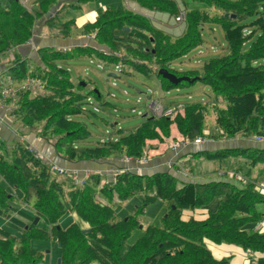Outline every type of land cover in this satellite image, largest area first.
<instances>
[{"label": "trees", "instance_id": "1", "mask_svg": "<svg viewBox=\"0 0 264 264\" xmlns=\"http://www.w3.org/2000/svg\"><path fill=\"white\" fill-rule=\"evenodd\" d=\"M87 1L91 0H76L69 7L50 11L58 0H40L38 8L29 12L19 0H0V54L31 39L36 19L44 18L50 29L58 31L50 34L53 38L73 35L71 29H75V24L73 20H65L66 10ZM129 1L172 16L179 8L176 0ZM180 1L192 5L185 8V31L173 40L155 28L147 17L125 6H110L97 13L92 23L77 28L82 35L94 34V41L108 48L106 51L89 45L73 50L40 47L37 49L40 64L32 68L17 58L6 72L13 83L20 85L30 77L41 88L17 87V93L8 97L10 102L6 100L14 106L12 116L31 129L38 128L40 135L52 141L57 153L69 161L106 160L115 156L139 159L148 140L169 136L172 123L189 140L203 137L209 116H213L221 136L264 137V0ZM212 8L216 13L210 15L207 10ZM231 14L235 17L231 18ZM209 22L222 27L226 53L209 58L199 70L170 68L173 60L201 44L198 27ZM245 30H250V34L244 35ZM82 57L95 58L103 67L117 65L122 73H131L129 67L145 77L152 76L148 68L153 63L156 66L152 72L156 76L158 69L166 68L177 76L196 77L194 82H182L177 87L199 81L211 90L213 98L188 103L183 114L175 109L167 117L145 115L134 131L119 134L114 140L90 144V131L72 118L84 112V100L96 93L90 90L87 95L82 94L81 81L73 83L67 67ZM159 81L164 90L176 87L162 78ZM203 154L207 159L244 155L251 165L264 163V148ZM46 167L38 154L29 152L23 144L10 151L0 147L1 213L15 211L23 216L11 206L14 195L6 187L19 189L24 203L34 195L33 211L38 222L42 218L49 227V230L38 228L33 223L34 217L25 215L33 221L21 227L19 235L0 228V264H39L41 255H35L31 242L53 237L59 247V264H228L230 257L214 258L205 240L238 246L251 263L264 264V256H256L264 254V231L245 229L264 220V194L253 183L237 187L231 182L211 181L178 187L177 180L167 172L142 175L118 171L111 181L90 174L82 183L75 184L69 179L63 182L50 179ZM139 193L144 194L142 203L123 218L113 206L95 199L104 196L110 200L115 195L124 202ZM216 197H221L220 202L206 219H181L183 210L206 206ZM156 201L164 202L167 211L159 224H148L143 229L138 217ZM67 213H75L81 224L73 222L61 228L58 222ZM133 232L135 237L131 242Z\"/></svg>", "mask_w": 264, "mask_h": 264}, {"label": "crops", "instance_id": "2", "mask_svg": "<svg viewBox=\"0 0 264 264\" xmlns=\"http://www.w3.org/2000/svg\"><path fill=\"white\" fill-rule=\"evenodd\" d=\"M75 1L76 0H58L57 5L53 4L56 6H54L53 9L50 11H56L58 9L61 10L63 7H69L68 5L70 3H74ZM128 1L129 0H124L126 5L128 4ZM19 2L22 6L25 7L27 11L33 12L36 10V8H38L40 0H19ZM87 2H81L79 3L80 5H76V7L73 9L68 8V12L66 10L68 19L65 20H73V24H75V29H71L73 35L69 37L53 38L50 34L56 33L58 31L55 29H50L46 25L44 18L36 19L35 22L33 21L34 25L31 29L32 37L31 39H29L30 42L28 41L24 44L12 46L7 51L0 54V77L8 75L6 73L8 68L15 64V60L17 58L22 59L26 64L29 65L30 68H32L34 64H40V60L37 55V49H39L40 47L73 50L77 47H84L85 45H89L95 48L97 46L102 47L103 49L100 50L106 51L108 48H106L105 46H99L93 38H85L86 36L84 37L82 34L78 35V33H80V30L78 31V29L81 28L83 24L87 22L92 23L95 20L97 13L107 8V6L103 4L101 6H87L83 4ZM132 3L139 6L135 2ZM151 23L155 28L161 30V28H158V26H156L152 21ZM184 31L185 30H183L178 36L182 35ZM178 36L176 35V37ZM75 61L76 60H74L73 62ZM95 63L99 67H103L101 66L102 63H100L99 61H95ZM86 68L87 67L81 65L80 69L78 70L85 74L86 71L84 70ZM68 70L70 73L72 72L70 68H68ZM85 76L87 75H77L75 77V81H73L71 77L70 79L73 83L80 81L82 82V80H85ZM18 84V82L17 84L14 83L16 89L18 87ZM15 93H17V90ZM124 93L127 94V92ZM110 96L112 95L110 94ZM88 99L89 97L86 98V100ZM6 100L10 102L9 98L0 97V147L3 146L7 148L8 151H10L11 149L13 150L14 148H16L18 145L22 146L23 144L24 146H30L38 154L40 159L45 162V164L57 165L61 168L69 169V172L77 171V173L79 172V174H81L78 175L79 178L84 175L83 171L89 169H97L100 166L99 164H96V162L88 160L69 161L62 155H60V153L58 154L52 141L49 142V139H46V137L40 135L39 131L37 130L38 128L31 129L23 125L21 121L16 120L15 117L12 116L14 106L11 105V103H7ZM222 102L223 101L221 100V98H219V104H222ZM188 103L190 104L191 102L187 101L179 103L173 102L172 100H168V105L166 106L173 107L177 110L178 113L183 114L185 106L188 105ZM180 107L182 108L180 109ZM113 110L116 111V107H114ZM211 113L213 114L212 111ZM206 125L207 126L203 129L204 136L201 137V143L199 145H195L192 140L187 139L181 133H179L176 124L172 123L170 125L168 137H163V139L160 140L153 139L147 142L148 144L146 143L145 150L143 152L146 157L149 156L148 159L154 158L153 160H149L148 163H146V161V164H144L142 163V160L139 161L130 158L128 162H122V165L114 166L115 163H113V159L115 158L111 157L109 159L110 161H112V165L103 164V166H101V168H103V171L105 170L102 175L105 176L104 178L107 181H111L113 180L114 170L116 168L117 172L129 171L131 173L142 175H150L156 172H167L177 180L178 187L182 186L184 183H207L211 181L231 182L237 187H242L249 182L254 184L256 190H259L261 194H264V163H257L255 165H251L250 161L246 159L244 155L230 156L223 159H207L203 154L204 152L215 153L218 151H223L225 149L264 148V143H257L254 137L236 136L228 138L221 136V131L217 129L213 122V116H209V120L207 121ZM137 126L135 128L129 129L127 131V134L131 131H134ZM173 127H175V130H173ZM118 134L124 135L126 133ZM90 141H92L90 144H96L98 140H92L91 138ZM170 141H175V148H170ZM160 151L163 152L161 154H158ZM67 165L72 168H67ZM220 199L221 197H216L206 206H202L200 208L192 210H183V213H188V215L191 216L182 213V220L187 221L190 218L195 220L206 219L210 211L216 210ZM9 213L11 215L20 217V220L18 221L20 222L21 227H24L26 224L29 223V221H27L24 216H21L18 213L12 211ZM9 213H7V215ZM72 214L75 216V218H77L75 213ZM257 224L258 223L249 224L245 226V229L258 230L259 228L257 227ZM261 225L262 224H260V226ZM205 241L206 243L209 242L213 245L212 254L216 259L228 255L231 256V258H233V256L241 258L242 253H244V251L240 247L232 244H215L209 240ZM258 256L261 255L258 254ZM247 257L249 256L246 254L245 258L248 259Z\"/></svg>", "mask_w": 264, "mask_h": 264}, {"label": "rangeland", "instance_id": "3", "mask_svg": "<svg viewBox=\"0 0 264 264\" xmlns=\"http://www.w3.org/2000/svg\"><path fill=\"white\" fill-rule=\"evenodd\" d=\"M176 1L179 6L178 11L181 8L185 10V8L187 9L192 5V3L183 4L180 0H176ZM83 4L87 6H93V5L101 6L103 4L106 5L107 7H110L111 5L125 6L131 11L147 17L156 26H158V28H161V31L164 34L168 35L172 40L175 39L176 35L178 36L183 30H185L184 29L186 27L185 25H187L186 20L181 24H177L174 21L175 15L172 16L165 12H159V11L142 8L130 1H128L127 5L125 4L124 0H97ZM207 12L210 15L216 13L213 10V8L211 9V11L207 10ZM198 29L201 34L200 35L201 44L189 50L186 55L173 60L170 64V68H173V70L175 71L188 70V69L199 70L202 64L209 58L218 57L226 53L227 51L226 40L220 24L215 22H209L202 24L201 26L198 27ZM78 35H81V33H78ZM93 36L94 34H91L90 36L84 35L85 38H93ZM166 42H168V40H166ZM150 45L151 44L149 45L147 44V46ZM97 49H103V48L97 46ZM93 59L97 62L95 58L82 57L79 59H74L76 60L75 62L71 61L69 64H67V67L70 68V70L72 71L70 75L73 81H75V77L77 75H87L84 77L85 80H83V82L86 83V86L82 87L81 93L87 95L90 92V90H93L96 93L94 96L90 95L88 100L86 99L84 100V103L82 105L84 112L81 115H75L72 118V120L80 122L81 125L86 127L91 132L92 140H99L101 136L104 137L118 136L119 135L118 133H127L129 129L135 128L137 125H139L144 119L143 116L151 115L150 112L147 111L148 109L147 108L148 101L146 100L147 95H152L155 98H159L164 106L168 105L167 104L168 100L182 103L187 101L192 102L197 100H209L213 98V93L211 92V90L206 85L202 84L199 81H196L193 85L190 86L181 85L180 87L164 90V88H162L159 83L160 78L157 77L155 73L152 72V70H154L156 66V64L153 63H151L150 68H148L150 69V74L152 76L145 77L140 73L132 72L133 69L132 68L130 69L129 67H127V70L131 71V73L129 74L122 73L121 68H117L116 65L99 67L95 63V61H92ZM151 62L154 61L152 60ZM81 65L87 67L84 70L86 71L85 74L82 73L80 70H78L80 69ZM123 91H126L127 95H125ZM97 92L100 94V99L97 96ZM110 94L112 96H110ZM137 99H139L140 102L139 101L137 102ZM114 107H116V111L113 110ZM181 108L182 107H180V109ZM140 113L142 115H139ZM40 127L43 129L42 125ZM173 130H175V127H173ZM149 141L150 140H148L147 142ZM174 142L175 141L169 142L170 148L176 147V144ZM193 143L195 145L200 144V143L196 144L195 140H193ZM26 147H28V151L29 148H31L30 146H26ZM32 151L34 150L32 149ZM162 152L163 151H160L158 154H161ZM113 158H115L113 159V163H115L114 166L122 165V162H128L130 160V157L127 156H122V157L115 156ZM148 158L149 156L146 157V155L143 152L142 156L136 160L139 161L142 160V163L146 164L148 163L149 160L154 159V158L151 159ZM81 161H86V160H81ZM91 161L96 162V164H99L100 166L97 169L85 170L83 171V174L90 173L93 175L103 176L102 173H104L105 170L103 171V168H101V166H103V164L112 165V161H110V159H106V160L97 159ZM54 166L59 167L57 165ZM68 167L69 165H67V168ZM66 170L69 171V169ZM47 172L50 175V179L55 178L56 180H58V182H63L65 179L67 181L68 179L69 181H73L70 176L50 174L51 172L48 170V168H47ZM72 172L77 175H81L79 174V172L77 173V171H72ZM116 173H117V168L114 170V175ZM6 188L11 194L14 195L13 199L10 201L11 206L13 208H16L18 211H21L23 213V216L27 219V221H29V223L33 221V218L29 219L25 215L32 216L34 217L35 220L37 216L35 215V211H33V206L35 204L34 195H31V197L28 200V203H24L22 201L23 194L19 189H11L9 187ZM64 190L66 191L67 187H64ZM143 197L144 194L139 193L133 196L132 198H130L129 200H125L124 202L118 201L115 195L110 200H107L104 196H96L95 199L99 201V203L109 204L110 206H113L117 215L120 218H123L128 216V214H132L136 210V206H139L142 203ZM66 198L69 199L68 194ZM166 211L167 210L164 202L156 201L154 203L153 202L150 203L146 207L145 213L141 214V216L138 217L140 223L142 224L141 225L142 228L144 229L148 224H153V225L159 224L161 217L165 214ZM210 212H214V211H210ZM16 213L20 214V212H16ZM182 213L183 211L180 214L181 219L183 214L188 215V213H183V214ZM18 220H20V217L18 216L11 215L10 213L8 215L5 214L4 216L3 213L0 212V227L4 228L5 230L9 231L12 235L15 236L19 235L21 232L20 222ZM73 222H80V221L78 218H75V216L72 213H67L66 215L60 218L58 223L61 228L65 229ZM260 224L262 225L260 226ZM37 227L45 230H49V227L45 225L42 218L39 219V222L37 221ZM257 227L259 228L258 229L259 231H263L264 220L260 221L257 224ZM134 237H135V233L133 232L129 240L132 242L134 240ZM56 241L57 240L53 237L44 241L31 242V247L33 250H35V255L36 256L41 255L42 260L39 264H57V260L59 259L58 255L60 252H59L58 243H56ZM207 247L212 254L213 245L207 242ZM260 255L264 256L263 253H260ZM256 256H258V254ZM224 257L227 258L230 257L228 264H255L253 261L251 263L249 257H247L248 259L245 258L246 257L245 251L244 253H242L241 258H238L237 256L236 257L233 256V258H231V256L229 255ZM222 258H219L218 260ZM253 259L255 261V256H253Z\"/></svg>", "mask_w": 264, "mask_h": 264}, {"label": "built area", "instance_id": "4", "mask_svg": "<svg viewBox=\"0 0 264 264\" xmlns=\"http://www.w3.org/2000/svg\"><path fill=\"white\" fill-rule=\"evenodd\" d=\"M183 10L184 9H182V8L179 9L178 13L174 16V21L177 24H181L186 20V12H185V10L184 11ZM249 34H250V30L244 31V35L247 36ZM117 68H118V66H117ZM31 85L35 86L37 88H41V85H39L36 81L32 80L30 77H28L23 83H21L20 85H17V86H18V88L23 89L26 86L28 87ZM15 90H16V87L14 86V83H13V81L9 75H5L3 77H0V97L1 98L10 97V95H12V93H14ZM147 101H148L147 108H148V111L150 112V114L152 116H156V117L166 116L167 117V116H171L175 112V109L173 107L164 106L161 103L159 98H155L152 96ZM139 115H141V113ZM254 139L258 143H264V137H262V136H254ZM201 141H202L201 137H197L195 139L196 144L201 143ZM29 151L32 152V149L29 148ZM48 170L51 172L50 174H52V175L56 174V175H62V176H70L71 179L75 182V184L82 183L90 175V173H86L82 177L79 178L77 174H75L71 171L69 172L64 168L56 167L54 165L48 166Z\"/></svg>", "mask_w": 264, "mask_h": 264}, {"label": "water", "instance_id": "5", "mask_svg": "<svg viewBox=\"0 0 264 264\" xmlns=\"http://www.w3.org/2000/svg\"><path fill=\"white\" fill-rule=\"evenodd\" d=\"M228 15H229L228 13L224 14L225 17H227ZM230 17L234 18L235 15L231 14ZM152 52H153V50H152ZM157 76L164 79V80H167L169 83H171L174 86H177L182 82L192 83L196 79V77L191 78L190 76H177L176 74H174L173 72H170L166 68L158 69L157 70ZM80 84H81V86L85 87L84 82H81ZM150 97H151V95H147L148 100ZM143 117H145V116H143ZM37 221H38V218H35L33 223L36 224ZM59 263H60V259L57 260V264H59Z\"/></svg>", "mask_w": 264, "mask_h": 264}, {"label": "bare ground", "instance_id": "6", "mask_svg": "<svg viewBox=\"0 0 264 264\" xmlns=\"http://www.w3.org/2000/svg\"><path fill=\"white\" fill-rule=\"evenodd\" d=\"M17 90V89H16ZM16 90H15V92H16ZM15 92L14 93H12V95H14L15 94ZM124 92H126V91H124ZM125 94V93H124ZM12 95H10V96H12ZM97 95L98 96H100V94L97 92ZM125 95H127V94H125ZM138 102V101H137ZM134 111V110H133ZM147 111H148V109H147ZM149 112V111H148ZM142 115V114H141ZM109 137H112V138H109ZM114 139H116V136L114 137V136H106V137H104V136H101L100 137V139L99 140H114ZM202 139V138H201Z\"/></svg>", "mask_w": 264, "mask_h": 264}, {"label": "clouds", "instance_id": "7", "mask_svg": "<svg viewBox=\"0 0 264 264\" xmlns=\"http://www.w3.org/2000/svg\"><path fill=\"white\" fill-rule=\"evenodd\" d=\"M151 97H152V95H151ZM151 97H150V98H151ZM150 98H149V99H150ZM146 100H148L147 96H146Z\"/></svg>", "mask_w": 264, "mask_h": 264}]
</instances>
